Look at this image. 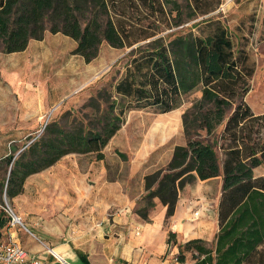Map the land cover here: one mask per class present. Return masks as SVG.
Wrapping results in <instances>:
<instances>
[{"label":"trees","instance_id":"16d2710c","mask_svg":"<svg viewBox=\"0 0 264 264\" xmlns=\"http://www.w3.org/2000/svg\"><path fill=\"white\" fill-rule=\"evenodd\" d=\"M186 2L191 21L222 6L221 0ZM179 10V0H0V51L22 53L50 33L73 40L74 55L91 63L103 44L132 49L159 37L167 24L168 31L182 26ZM194 30L132 56L115 87L124 107L109 104L99 128L67 133L50 125L18 158L3 159L10 171L0 179L1 195H21L28 177L69 154H95L102 161V151L129 111L167 114L179 108L184 96L199 91L201 99L183 115L186 145L175 148L150 197L159 198L171 217L186 181L221 177L217 233L211 244L200 239L179 244L178 263L186 264L190 255L192 264H264V174H255L264 169V114L253 113L246 102L255 70L250 55L236 46L220 20L203 21ZM219 129L214 145L221 158L210 142L200 139L201 133L211 137ZM147 213L138 215L146 219ZM0 223L3 228L5 222ZM174 239L170 234L169 244L177 245ZM80 259L86 263L84 256Z\"/></svg>","mask_w":264,"mask_h":264},{"label":"rangeland","instance_id":"374dc122","mask_svg":"<svg viewBox=\"0 0 264 264\" xmlns=\"http://www.w3.org/2000/svg\"><path fill=\"white\" fill-rule=\"evenodd\" d=\"M221 1L216 12L191 21L186 0H179L185 24L172 31L167 30V24L159 37L132 49L103 44L91 63L74 55L73 40L50 33L42 41H32L22 53L7 55L0 51V179H7L10 171L3 159L12 155L18 158L44 136L50 125L67 133L99 128L109 104L115 101L118 109L124 107V101L115 96V87L125 76L133 55L169 44L176 36L194 33L196 25L209 19L225 24L236 46H242L250 55L255 72L246 102L253 113L263 114L264 0ZM201 96L199 91L184 96L179 108L169 114L155 110L128 112L120 130L104 148L101 162L95 154H69L28 177L23 193L14 199L1 195L0 188V222H5L3 228L0 223V244L14 241L30 252L36 251L32 245L51 248L50 241H63L65 231L79 225L82 215L98 212L102 200H106L111 214L122 211L127 205L123 198L129 196L136 198L132 211L137 214L155 208V201H161L151 198L150 192L167 173L175 148L186 145L183 115ZM220 132L211 137L201 133L200 138L215 147L219 158L221 152L214 143ZM255 174H264V169ZM221 188V178L206 183L195 178L186 181L178 200L192 197L193 217L203 203L212 215ZM6 209L21 218L23 226H12ZM200 213L197 221L203 218ZM48 232L51 239L44 236Z\"/></svg>","mask_w":264,"mask_h":264},{"label":"crops","instance_id":"0c3cea01","mask_svg":"<svg viewBox=\"0 0 264 264\" xmlns=\"http://www.w3.org/2000/svg\"><path fill=\"white\" fill-rule=\"evenodd\" d=\"M222 183L221 178V187ZM123 199L126 207L112 214L108 212L106 200H102L97 205L98 212L82 215L79 225L65 231L63 241H50L49 246L69 264H179L175 262V257L179 254V244L196 239L209 243L217 233L219 203H216L212 215L203 203L204 207L197 211L198 216L195 217L194 214L193 217L194 203L190 201L192 197L180 198L174 215L168 217L167 207L155 201V208L148 211L146 219H143L132 211L136 198L129 196ZM200 211L203 218L197 221ZM49 233L51 232L44 236L51 239ZM170 234L174 235L177 245L169 244ZM32 246L36 251H29L30 253L49 260L44 249ZM80 255L85 257L86 263L80 259ZM186 264H192L190 255Z\"/></svg>","mask_w":264,"mask_h":264},{"label":"built area","instance_id":"2783aa9c","mask_svg":"<svg viewBox=\"0 0 264 264\" xmlns=\"http://www.w3.org/2000/svg\"><path fill=\"white\" fill-rule=\"evenodd\" d=\"M5 211L9 213L7 209ZM9 214L12 218V226L16 224L23 226L21 218L17 217L13 211ZM197 216L198 213L195 214V217ZM44 252L49 256V260L32 254L20 244L10 241L0 244V264H69L61 254L51 248H46ZM175 262L178 263L177 257H175Z\"/></svg>","mask_w":264,"mask_h":264},{"label":"bare ground","instance_id":"6f19581e","mask_svg":"<svg viewBox=\"0 0 264 264\" xmlns=\"http://www.w3.org/2000/svg\"><path fill=\"white\" fill-rule=\"evenodd\" d=\"M264 86V85H263ZM258 102V101H257Z\"/></svg>","mask_w":264,"mask_h":264}]
</instances>
